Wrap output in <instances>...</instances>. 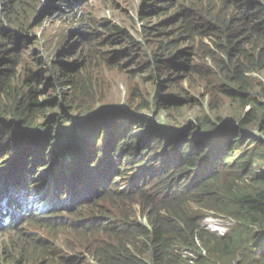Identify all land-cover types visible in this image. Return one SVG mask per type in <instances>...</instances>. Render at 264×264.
<instances>
[{"label":"trees","instance_id":"obj_1","mask_svg":"<svg viewBox=\"0 0 264 264\" xmlns=\"http://www.w3.org/2000/svg\"><path fill=\"white\" fill-rule=\"evenodd\" d=\"M70 1L81 0H0V222L11 217L15 222L1 234H15L21 241H12L0 252V264H82L80 257H44L36 244L26 252L34 238L18 228L16 218L23 216L30 226L68 232V238L81 241L72 252L81 249L96 264H264V176L257 173L264 167V140L250 134L255 128L264 133V85L254 94L246 76L264 72L263 0H178L179 5L167 11L174 13L171 28L161 33L155 50L158 63L178 65L181 41L210 39L215 51L206 53L216 73L207 68L205 76L219 74L227 84L219 90L208 87L212 96L218 90L239 103L234 121L202 116L198 125L171 141L162 129L137 133L131 125L120 133L96 122V135L110 138L89 159L95 169L85 172L86 156L76 146L71 166L58 162L53 205L39 213L33 205L19 204L20 197L30 198L33 188L28 184L38 182L36 175L43 177L42 167L52 154L48 128L38 125L44 114L35 84L43 78V64H23L16 46L36 23L68 12ZM82 70L86 68L69 76L72 95L67 105L89 117L95 99ZM60 118L69 121L65 115ZM6 120H12L11 132L16 127L24 130L19 138L8 133ZM32 131L36 133L30 140L27 134ZM9 170L11 183L15 179L10 191L2 176ZM130 174H138L131 186L117 184ZM14 184L18 188L12 190ZM64 203L68 218L57 221ZM138 205L147 225L136 219ZM202 211L235 223L225 236H217L203 227Z\"/></svg>","mask_w":264,"mask_h":264},{"label":"rangeland","instance_id":"obj_2","mask_svg":"<svg viewBox=\"0 0 264 264\" xmlns=\"http://www.w3.org/2000/svg\"><path fill=\"white\" fill-rule=\"evenodd\" d=\"M70 5L72 8L68 12L51 15L33 25L28 35L23 36L16 46L21 52L23 64L30 66L35 60L44 67L42 80L35 84L38 89L36 96L43 105L40 114H44L38 125L48 128V153L52 156L45 161L47 167H42L45 168L43 177L39 179V175H36L35 181L38 182L28 184L29 189L33 188L28 193L30 198L26 200L20 197L19 202L30 207L33 205L39 213H44L53 205L54 196H57L54 195L53 176L61 162L71 166L69 163L76 159L73 154L76 146L86 156L85 172L95 169L89 165V159L110 138L105 133L96 135L93 129L96 122H104V126L120 133L131 125H134L133 130L137 133L147 128L162 129L167 133V140L171 141L198 125L202 116L214 118L218 115L227 122L234 121L235 110L239 105L219 93V87L227 84L219 78V74L217 77L205 76L207 68L214 70L213 60L206 53L209 49L215 51L210 39H197V43L181 41L177 52H181L184 63L177 60L178 65H171L154 60L155 50L162 42L161 33L170 30L169 20L174 17V13L167 14V11L179 5L178 0H81L70 1ZM156 34L158 37H155ZM84 68L86 70H82L80 75L89 81L95 99V108L89 117L79 111H71L67 105V98L72 95L67 83L69 76ZM246 76L253 93L260 94L261 84L264 85V72H249ZM208 85L218 89L213 96ZM212 104L215 105L214 110ZM61 115H65L69 121L64 122ZM5 122L9 127L8 133L19 138L24 130L16 127L13 133L12 120ZM42 130L45 132L46 129ZM32 133L36 131L27 134L30 140L34 138ZM250 134L264 140V133L256 128ZM4 156L9 158L8 155ZM11 170L2 174L10 187L8 191L15 181L11 183ZM257 173L264 176V167L258 169ZM138 174L119 179L117 184L127 188L136 181ZM15 184L12 190L18 188ZM3 197L0 196V207ZM56 199L60 200L59 197ZM6 201L5 197L3 203ZM65 205L60 206L64 212L57 217V221L68 218ZM134 209L136 219L147 225L143 207L138 205ZM202 212L206 215L203 224L209 217L219 219V224L224 228L235 223L225 215ZM16 219L20 231L34 238L31 246L25 244L29 245L26 252L36 244L38 250H35L44 257L59 256L67 260L80 257L82 264H96L93 258L83 255L81 249L78 254L72 252L71 248H78L81 241L78 240V243L73 237L68 238V232L30 226L24 221V216ZM12 221L11 217L0 222V252L12 241L21 242L16 240L15 234H1L3 229L7 232L13 227L15 222ZM53 232L54 235L51 234ZM12 254L18 258L13 249Z\"/></svg>","mask_w":264,"mask_h":264},{"label":"built area","instance_id":"obj_3","mask_svg":"<svg viewBox=\"0 0 264 264\" xmlns=\"http://www.w3.org/2000/svg\"><path fill=\"white\" fill-rule=\"evenodd\" d=\"M221 219H226V218L221 217ZM232 221L233 220H231V222ZM219 222H220L219 219L217 218L214 219L213 217H209L205 220V224H203V227L208 231H210L211 233L223 237L229 232L230 227L224 228L219 224ZM232 225H234V223H232Z\"/></svg>","mask_w":264,"mask_h":264}]
</instances>
